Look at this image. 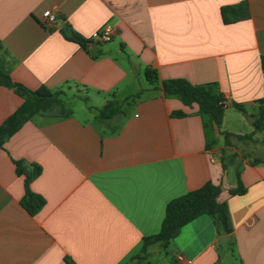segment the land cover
Here are the masks:
<instances>
[{
  "label": "crops",
  "instance_id": "obj_1",
  "mask_svg": "<svg viewBox=\"0 0 264 264\" xmlns=\"http://www.w3.org/2000/svg\"><path fill=\"white\" fill-rule=\"evenodd\" d=\"M243 1L252 17L226 24L222 7ZM47 10L57 16L50 25L42 19ZM107 25L113 37L103 43L97 35ZM66 28L92 43L85 49L67 40ZM0 40L14 82L63 90L68 102L82 97L93 116L73 109L69 118L36 116L0 148V264H132L143 239L159 233L168 203L208 182L221 188L231 237L204 215L169 250L152 245L140 264H157L156 253L159 263L163 252L170 264L179 254L192 264H264V164H250L264 156V131L253 126L264 97V0H0ZM146 68L161 80L216 83L227 109L241 114L231 122L226 112L222 131L252 140L226 144L219 136L207 150L197 105L165 98L150 84L136 87ZM111 100L122 112L103 120L99 111ZM22 103L0 86V126ZM179 111L186 116H173ZM248 120L253 131L240 133ZM15 161L42 169L31 188L46 203L35 216L21 205ZM239 166L246 192L233 195Z\"/></svg>",
  "mask_w": 264,
  "mask_h": 264
},
{
  "label": "trees",
  "instance_id": "obj_2",
  "mask_svg": "<svg viewBox=\"0 0 264 264\" xmlns=\"http://www.w3.org/2000/svg\"><path fill=\"white\" fill-rule=\"evenodd\" d=\"M221 14L226 24L249 20L252 17L248 1L224 6L221 9ZM61 33L67 40L75 42L85 49L92 43L70 28L62 29ZM94 58H98V55H95ZM261 67L264 75V56L261 57ZM11 68L12 61L6 58V51L0 40V86L12 89L23 99L22 105L0 126V148L26 122L33 120L36 116H54L63 119L73 115L63 90H52L46 86L30 90L13 81ZM145 79L153 86L154 90L160 91L165 98L177 99L188 107L198 106V115L203 121L207 150H212L218 145L219 136L224 137L226 144H229L233 137L240 141L252 140V134L235 135L222 131L225 111L229 107V103L219 92L216 83L195 85L186 79L161 80L158 72L152 68L145 69ZM257 104L259 107L253 126L256 132H262L264 131V97ZM233 106L238 111L245 112L242 105L234 104ZM121 112V103L111 100L99 111V115L101 119L109 120ZM173 116L184 117L186 114L179 111L175 112ZM262 145L264 147V140ZM14 164L17 175L24 178L25 194L21 205L30 215L35 216L46 203L45 199L31 188L34 180L40 176L42 169L37 164L29 169L23 161H15ZM250 164L254 166L264 164V156L253 158L250 160ZM240 173L241 167L239 166L236 170L237 188L231 191L233 195H242L246 192L241 183ZM220 194V186L208 182L200 189L190 191L169 202L159 233L144 238L139 254L131 258L130 262L132 264L145 262L149 256V248L154 244H161L164 248H168L186 225L204 215L213 219L220 235L231 237L234 228L229 208L226 202L220 201ZM230 247L234 248L233 242H230ZM66 261L68 264H73L69 258H66Z\"/></svg>",
  "mask_w": 264,
  "mask_h": 264
},
{
  "label": "rangeland",
  "instance_id": "obj_3",
  "mask_svg": "<svg viewBox=\"0 0 264 264\" xmlns=\"http://www.w3.org/2000/svg\"><path fill=\"white\" fill-rule=\"evenodd\" d=\"M110 44V43H108ZM136 87L137 88H141V87H147L149 86V83L141 76H138L136 79ZM69 96H67L68 98ZM91 104L87 103L86 100L82 97H73L72 99L69 100L68 102V107L73 109L75 111V114L80 118H84V119H90L93 120V116L91 113H89V106ZM228 112V120L229 121H234L235 117H239L241 116L240 113H238L235 109H226L225 113ZM249 120L247 121V124L244 125V127L241 129L240 133H249L251 131H253V126L249 125ZM259 147L261 149L260 146H257L256 144H254V148ZM169 250V248L167 249ZM165 253L163 252V256L161 257V260L159 261V263L157 262L158 260V254H154L153 258H151V261L157 263V264H170L171 262V254H169L168 256L164 255ZM227 260V258H226ZM233 263L236 264L235 261H233ZM228 264V263H226Z\"/></svg>",
  "mask_w": 264,
  "mask_h": 264
},
{
  "label": "built area",
  "instance_id": "obj_4",
  "mask_svg": "<svg viewBox=\"0 0 264 264\" xmlns=\"http://www.w3.org/2000/svg\"><path fill=\"white\" fill-rule=\"evenodd\" d=\"M43 22L46 25H50L56 22L57 16L51 10H47L43 14ZM113 37V28L110 25L105 26L97 35L99 41L103 43L111 42ZM175 264H192V261L183 254H179L175 258Z\"/></svg>",
  "mask_w": 264,
  "mask_h": 264
},
{
  "label": "water",
  "instance_id": "obj_5",
  "mask_svg": "<svg viewBox=\"0 0 264 264\" xmlns=\"http://www.w3.org/2000/svg\"><path fill=\"white\" fill-rule=\"evenodd\" d=\"M245 115H247V113H245ZM252 121H255V118H252ZM226 240H227V237H222L221 240H220L221 244L225 245L226 244Z\"/></svg>",
  "mask_w": 264,
  "mask_h": 264
}]
</instances>
